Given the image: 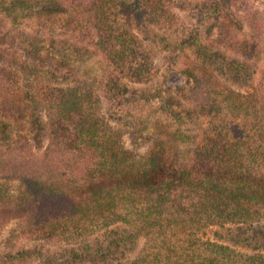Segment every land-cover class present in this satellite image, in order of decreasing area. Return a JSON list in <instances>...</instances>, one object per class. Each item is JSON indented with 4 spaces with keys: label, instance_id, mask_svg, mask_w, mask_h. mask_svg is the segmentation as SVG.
I'll return each mask as SVG.
<instances>
[{
    "label": "trees",
    "instance_id": "16d2710c",
    "mask_svg": "<svg viewBox=\"0 0 264 264\" xmlns=\"http://www.w3.org/2000/svg\"><path fill=\"white\" fill-rule=\"evenodd\" d=\"M164 3L0 0V10L9 15L24 8L34 14L53 12L55 22L42 23L34 33L23 30L35 53L52 36L50 28L79 41L77 49L94 46L107 64L102 84L115 90L100 91L79 73L67 85L40 90L37 104L46 110L50 133L39 152L32 136L17 129L25 126L31 105L15 85L13 63L0 65V236L18 219L22 237L39 240L16 252L0 251V264L23 257L36 264H264V255L236 257L229 243H218L221 250L206 254L191 242L179 246L173 240L181 232L194 234L213 224L230 230V223H237L244 230H230L231 241L261 247L264 230L259 235L250 229L264 227V152L259 148L264 142V89L245 93L231 85L256 81V41L230 37L231 50L244 59L195 35L190 41L179 34L173 41L176 14ZM113 7L130 12L138 27L134 21L113 23ZM60 12L68 13L67 19L58 17ZM245 18L256 22L257 15L246 11ZM261 21L252 27L258 36L264 35ZM7 32L0 26V33ZM162 45L172 54L197 46V58L179 57L185 61L186 82L174 91L184 109L173 108V92L166 97L159 91L164 109L179 124L176 137L198 131L191 159L174 155L169 139L136 152L111 119L143 96V85L155 83L160 71L156 53ZM1 53V59L7 54L16 59V51L7 47L0 46ZM14 180L24 184L18 193Z\"/></svg>",
    "mask_w": 264,
    "mask_h": 264
},
{
    "label": "rangeland",
    "instance_id": "374dc122",
    "mask_svg": "<svg viewBox=\"0 0 264 264\" xmlns=\"http://www.w3.org/2000/svg\"><path fill=\"white\" fill-rule=\"evenodd\" d=\"M164 2V4L171 6L176 14L177 27L171 31L176 33L172 36L173 41H176L179 34L180 39L185 38L190 41L192 35H195L198 41L203 40L204 42L215 43L229 55H237L243 59L244 54L231 50L230 37L234 35L242 40L256 41L258 47L254 46L252 56L254 57L255 66L258 68L256 81L245 85L230 83L234 88L245 93L257 92V90L261 92L264 89V35L258 36L259 31H253L254 28H252L255 27L256 23L262 22V19L264 20V0H164ZM35 4L38 6V3ZM246 11L252 12V15H257L258 20L255 18L256 22L247 21L245 18ZM129 13L120 10L118 7H113V9H110L109 15L111 21L115 24L134 21V25L137 26L136 18L133 20ZM53 15V12L34 14L29 8L19 10L17 16L16 14L9 15L5 11L0 10V26L4 25L8 31L4 33L5 35L0 33V46L16 51L17 54L16 61L11 57V54L4 55L2 59L0 58V65L13 63L12 68L16 70L18 75L15 85H18L17 89L22 92L23 99L31 105V111L27 116L28 119L25 122V126L21 129L20 126H17V129L23 130L32 136L34 145L39 152H42L48 145L50 133L46 110L41 103L37 104L38 98H36V95L40 90L47 85L52 87L67 85L68 81L72 79L71 75L79 73V77L82 76L83 80L94 88L107 92L110 90L111 94L115 91L102 84L107 64L104 61V55L94 46L77 49L76 46L80 47V44H76L79 41L77 42L71 37L62 36L55 32L59 30L50 28L52 36L48 35L47 39L43 40L39 46V51L35 53L24 36L23 30L26 33H34L37 28L41 27L42 23L46 25L54 21ZM67 15L69 14L64 12L57 14L58 17H66ZM133 16L135 17V14ZM59 22H57L58 25ZM140 23L143 24L144 20H141ZM262 30H264V25ZM142 36L145 37V34ZM196 49V45L188 46L186 49L178 48L176 49L177 52L173 54L172 49L165 48L164 45L159 50L157 49L156 66L160 67V71L155 83L143 85L144 87L141 89L143 96L137 100L135 99V102L129 105L130 108L123 113H115L113 117L110 116L114 123L124 129V140L127 147L143 153L149 150L156 141L169 139L174 145V155L176 154L177 157L181 156L185 159L195 157L199 143L196 137L198 131L189 129V134L192 137L187 135L176 137V130L179 128V124L164 109V101L160 97L159 91H162L166 97H170L173 92V108L177 110L184 109L186 104L182 100L180 102L174 91L186 82V75L182 72L185 61L179 59V57L184 60L197 58ZM62 50H65V52L63 53ZM177 54L179 55L177 56ZM82 78L79 79L82 80ZM259 143H261L259 148L264 152V142ZM13 184L16 193L24 187V184L19 180H14ZM243 226L245 227L246 225ZM230 227H232L230 230L233 233L244 230L239 229V224L237 223H230ZM254 227L250 229L251 232L259 235L263 234L264 227ZM22 229V224L18 219L9 222L0 236L2 240L0 251L16 252L23 245L29 247L39 241L22 237ZM230 230L229 227L224 228L213 224L194 231V234L181 232L179 235L174 236L173 240L178 245L180 244L179 246L182 244L188 245L191 242L192 248L206 254L221 250L218 243H229L232 249L231 254L242 260L264 255V235L262 236L261 247L256 248L254 245L248 246L232 242L230 235H228ZM217 231L226 234V238H220L217 235ZM144 239L146 242L149 237L145 236ZM34 260L36 259L31 261L30 258L23 257L17 260H10L9 262L5 261L4 263L36 264Z\"/></svg>",
    "mask_w": 264,
    "mask_h": 264
}]
</instances>
